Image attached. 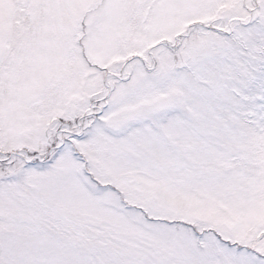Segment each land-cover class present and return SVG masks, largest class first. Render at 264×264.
Instances as JSON below:
<instances>
[{"label": "snow or ice", "instance_id": "snow-or-ice-1", "mask_svg": "<svg viewBox=\"0 0 264 264\" xmlns=\"http://www.w3.org/2000/svg\"><path fill=\"white\" fill-rule=\"evenodd\" d=\"M0 264H264V0H0Z\"/></svg>", "mask_w": 264, "mask_h": 264}]
</instances>
